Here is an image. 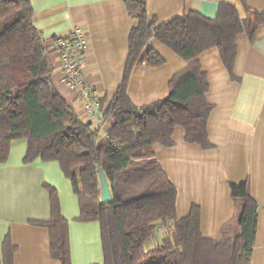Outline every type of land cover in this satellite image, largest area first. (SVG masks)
<instances>
[{
  "label": "trees",
  "instance_id": "1",
  "mask_svg": "<svg viewBox=\"0 0 264 264\" xmlns=\"http://www.w3.org/2000/svg\"><path fill=\"white\" fill-rule=\"evenodd\" d=\"M124 4L137 25L130 32L121 84L105 108L100 98L101 122L110 125L103 136L100 127L78 117L55 87L30 0H0V164L17 139L27 140L25 164L36 159L58 162L78 198L77 220L100 224L103 264H251L257 203L248 181L230 184L232 198L242 202L239 233L206 239L197 206L177 217V188L157 160L154 145L173 146V130L180 126L186 142L210 147L207 120L212 106L205 99L208 81L197 56L216 47L231 72L237 34L245 32L253 40L264 15L247 8L241 19L234 7L222 5L214 19L189 12L156 25L148 18L146 0ZM151 38L188 65L171 78L165 98L136 107L127 95L131 70L142 62L153 67L164 62L147 45ZM99 168L109 183L110 202L100 201ZM44 187L50 217L31 223L48 229L51 257L71 264L68 221L61 214L56 189ZM160 226L170 232L155 241ZM15 251L7 235L0 264H13Z\"/></svg>",
  "mask_w": 264,
  "mask_h": 264
},
{
  "label": "crops",
  "instance_id": "2",
  "mask_svg": "<svg viewBox=\"0 0 264 264\" xmlns=\"http://www.w3.org/2000/svg\"><path fill=\"white\" fill-rule=\"evenodd\" d=\"M33 24L41 33L46 55L53 66L52 81L78 117L107 133L109 123L90 120L82 102L61 83V63L54 39L72 28L84 30L87 48L82 61L86 81L95 86L104 108L121 84L128 58L129 36L136 20L124 0H30ZM222 5L236 9L241 19L247 8L264 15V0H146L149 20L156 25L196 12L214 19ZM164 60L160 66L144 62L130 72L127 95L136 107L165 98L169 81L188 65L155 38L147 44ZM232 71L224 65L216 47L197 56L206 74V101L212 106L207 120L209 148L184 140L185 131L176 126L174 145H154L162 168L177 188L176 215H188L191 206L200 212V232L206 239L234 238L242 202L231 196L230 184L248 181L257 203L256 228L251 264H264V22L254 31L235 38ZM101 116V115H100ZM26 139L10 143L6 162L0 164V260L4 239L9 235L16 248L13 264H60L50 254L48 229L31 221L50 217L47 184L56 189L62 216L68 221L71 264H103L99 222H81L79 203L72 184L56 161L36 159L25 164Z\"/></svg>",
  "mask_w": 264,
  "mask_h": 264
},
{
  "label": "built area",
  "instance_id": "3",
  "mask_svg": "<svg viewBox=\"0 0 264 264\" xmlns=\"http://www.w3.org/2000/svg\"><path fill=\"white\" fill-rule=\"evenodd\" d=\"M87 45L84 30L79 26L73 27L68 35L54 39L61 63V83L82 102L83 111L90 120H100L99 91L86 81L82 69Z\"/></svg>",
  "mask_w": 264,
  "mask_h": 264
},
{
  "label": "water",
  "instance_id": "4",
  "mask_svg": "<svg viewBox=\"0 0 264 264\" xmlns=\"http://www.w3.org/2000/svg\"><path fill=\"white\" fill-rule=\"evenodd\" d=\"M99 173V182H100V201L102 203L110 202L112 200V194L109 188V183L107 178L102 170V168L98 169Z\"/></svg>",
  "mask_w": 264,
  "mask_h": 264
},
{
  "label": "rangeland",
  "instance_id": "5",
  "mask_svg": "<svg viewBox=\"0 0 264 264\" xmlns=\"http://www.w3.org/2000/svg\"><path fill=\"white\" fill-rule=\"evenodd\" d=\"M170 228H166V226H160L155 233V241H160L162 238L169 235Z\"/></svg>",
  "mask_w": 264,
  "mask_h": 264
}]
</instances>
